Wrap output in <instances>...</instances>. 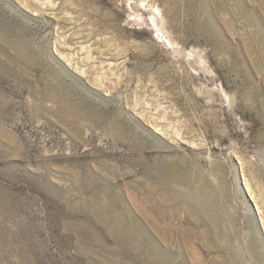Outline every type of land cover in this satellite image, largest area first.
Returning <instances> with one entry per match:
<instances>
[{
	"label": "rangeland",
	"instance_id": "rangeland-1",
	"mask_svg": "<svg viewBox=\"0 0 264 264\" xmlns=\"http://www.w3.org/2000/svg\"><path fill=\"white\" fill-rule=\"evenodd\" d=\"M0 264H264V0H0Z\"/></svg>",
	"mask_w": 264,
	"mask_h": 264
}]
</instances>
